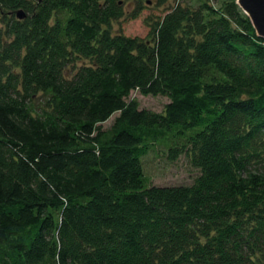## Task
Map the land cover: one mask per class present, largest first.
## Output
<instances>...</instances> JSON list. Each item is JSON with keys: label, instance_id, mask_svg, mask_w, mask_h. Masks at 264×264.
<instances>
[{"label": "trees", "instance_id": "1", "mask_svg": "<svg viewBox=\"0 0 264 264\" xmlns=\"http://www.w3.org/2000/svg\"><path fill=\"white\" fill-rule=\"evenodd\" d=\"M157 1L139 37L113 23L142 5L0 0V264H264V37L235 0ZM160 148L191 182L150 180Z\"/></svg>", "mask_w": 264, "mask_h": 264}, {"label": "rangeland", "instance_id": "2", "mask_svg": "<svg viewBox=\"0 0 264 264\" xmlns=\"http://www.w3.org/2000/svg\"><path fill=\"white\" fill-rule=\"evenodd\" d=\"M211 2L217 6L219 0H212ZM121 5L128 12H132L138 5H142L143 9L136 18H128L125 16L119 20H115L113 23L114 30L121 29L125 34L139 37L149 35L150 25L153 23V19H155V16L163 14L166 9L165 5L159 4L157 0H122ZM130 97L137 98L140 107H146L155 111H161L164 104L168 101V98L164 95H144L138 90H133ZM116 114L114 113L108 118L103 125L108 126ZM143 162L145 172L154 183H188L191 182L197 171L189 164L183 154L172 161L166 157L165 152L161 148L156 151L151 150L145 154Z\"/></svg>", "mask_w": 264, "mask_h": 264}, {"label": "water", "instance_id": "3", "mask_svg": "<svg viewBox=\"0 0 264 264\" xmlns=\"http://www.w3.org/2000/svg\"><path fill=\"white\" fill-rule=\"evenodd\" d=\"M237 4L248 15L257 35L264 37V0H236ZM19 18L25 16L22 9L16 11Z\"/></svg>", "mask_w": 264, "mask_h": 264}]
</instances>
